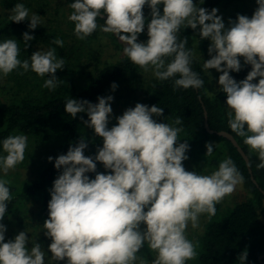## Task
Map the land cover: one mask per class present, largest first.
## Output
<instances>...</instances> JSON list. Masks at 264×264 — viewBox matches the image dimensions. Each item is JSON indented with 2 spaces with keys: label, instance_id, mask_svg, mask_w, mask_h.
<instances>
[{
  "label": "clouds",
  "instance_id": "1",
  "mask_svg": "<svg viewBox=\"0 0 264 264\" xmlns=\"http://www.w3.org/2000/svg\"><path fill=\"white\" fill-rule=\"evenodd\" d=\"M258 8L251 18L238 14L225 26L218 9L209 12L197 7L194 0H74L68 19L74 23V34L85 39L99 27L104 33L115 34L126 46L123 53L131 62L147 71L152 68L159 80L175 79L173 90L199 89L204 81L192 71V51L186 48L187 37L180 40L181 26L196 30L201 39L211 41L204 70L216 69L220 91L227 96L229 128L244 137V143L258 153V169H264V0H257ZM151 9L147 22L149 39L140 43L138 36L144 31L146 19L143 8ZM163 5V14L160 12ZM105 13L107 19L99 26L97 19ZM20 23L29 19V11L17 3L9 17ZM30 29L40 23L39 15L30 18ZM35 37L25 32L23 40ZM52 43L63 47L62 39ZM16 40L0 42V74L7 76L13 70L31 69L44 77L43 87L55 89V73L64 68V60L57 59L55 49L36 51L30 61H21ZM166 57H172L166 63ZM251 65L247 77L237 82L230 72ZM259 78L258 83H254ZM115 90L117 85L112 84ZM113 96L98 97V103L88 100L67 99L66 113L73 118L87 113L84 124L103 138V146L95 157L85 156L86 139L72 145L67 154L56 158L57 170L63 169L49 189V218L43 224L51 239L48 251L55 261L67 264H136L137 253L147 243L156 253L152 264H186L197 256L196 245L186 236L188 223L198 227L203 213L214 216L215 204L231 195L236 186L244 182L231 158L219 163L210 175L187 171L183 161L188 159L187 142L178 144L183 131L174 125L182 124L177 117L173 124L160 123L153 116H163L164 108L137 103L123 115L116 117L117 124L109 128L113 112ZM27 136L9 135L3 140L5 156H0V170L5 175L24 159ZM178 144V146H176ZM207 154L213 151L208 143ZM110 170L97 172V163ZM86 173H96L92 179ZM7 180L0 179V221L11 200ZM147 209V210H146ZM141 225H146L142 229ZM6 225L0 222V264H45L41 244L33 242L21 231L14 239L5 242ZM248 251L239 254V264H245ZM140 264H144L141 260Z\"/></svg>",
  "mask_w": 264,
  "mask_h": 264
},
{
  "label": "trees",
  "instance_id": "2",
  "mask_svg": "<svg viewBox=\"0 0 264 264\" xmlns=\"http://www.w3.org/2000/svg\"><path fill=\"white\" fill-rule=\"evenodd\" d=\"M56 2L58 8H55L54 16L59 15L61 5L66 7L69 15L72 13L73 10L68 5L74 0ZM194 3L209 12L213 8L218 9L217 14L223 17L226 27L229 26V20H236L238 14L251 18L258 8L257 0H194ZM159 7L163 14V5ZM143 12L146 24L144 31L138 36L137 42L140 43H146L149 39L147 22L151 19V9L147 5ZM101 15L107 16L105 13ZM101 15L97 19L99 26L104 25L106 21ZM30 23V18L20 23L13 22L9 17L0 18V42L5 39L16 40L20 49L18 58L21 61L28 59L30 63V56L38 48L55 49L57 59L64 60V68L55 73L59 79L55 89L43 87L45 80L51 78L52 74L41 77L31 69L25 72L23 68L11 72L15 75L8 82L14 81L15 84L0 89V156L6 155L3 140L9 135H25L28 139L35 138L57 146L44 162L36 165L30 177L16 182L8 180L6 186L10 189L11 200L8 201L3 221H0L7 228L5 242L14 239L22 230L26 231L29 220L30 227L34 224L33 227L37 231L45 233L43 224L49 218L48 203L51 199L49 189L63 170H57L55 160L49 162V157L56 158L67 154L69 148L78 144L81 138L86 139L88 145L84 151L85 156L94 158L97 149L103 146V138L84 124V121L88 120L86 112L78 113L75 118L66 113L67 99L88 100L95 104L98 103V97L106 98L114 94V100L111 102L114 103V108H119L123 100V108H134L137 103L149 107L157 105L164 108V114L153 118H162L173 125L177 117L182 119V124L174 126L183 129L178 134V144H189V150L186 152L188 159L183 161L185 169L200 175L212 174L218 169L221 161L231 158L244 177L242 184L248 198L226 207L222 206L220 201L215 204L214 216L205 213L208 219L204 232L193 243L196 245L197 256L186 261V264H239L238 256L245 249L248 251L245 264H264V258L261 259L264 255V221L261 216L264 211V169L257 168L260 163L258 153L244 143V137L229 128L227 114L231 109L226 105L227 96L220 91L221 86L219 85L216 92H211V80L207 70L203 68L204 60L211 59L208 51L211 41L200 38L199 26L196 30L181 26L178 37L180 40L187 37L186 48L193 53L190 67L204 81V86L199 89L178 88L174 91V81L179 78L178 74L168 80H159L151 67L145 71L124 55L123 49L126 45L113 33H104L98 27L91 35L81 39L80 44L69 47L64 41V35L61 37L62 35L53 28V24L40 22L33 30L29 28ZM25 32L35 38L25 42ZM101 35L109 39L114 50L121 52L122 56L115 62L103 64L96 54L97 50L91 47L93 41ZM57 38L63 40V47L52 43ZM165 59L167 63L172 57ZM240 60L241 71L230 72L237 82L245 79L252 70L251 65L244 64L243 57H240ZM77 76L85 80L84 85L76 84ZM113 83L117 85L115 90L111 87ZM138 93L143 94L142 100ZM205 112L208 114L209 127L214 133H210L205 126ZM123 113L117 112L121 115ZM220 131L229 132L236 138L250 159V168L233 143L218 134ZM208 143L213 145L211 155H206ZM96 163L97 172L109 174L110 170L105 169L102 163ZM86 175L94 179L96 173ZM29 204L38 206L34 217L28 212ZM28 236L31 237L29 234ZM47 239L44 237L43 242H47ZM37 242L40 243L39 236ZM51 256L52 253L46 251L45 264H67L66 260L55 261ZM137 257L147 264H152L156 253L145 243Z\"/></svg>",
  "mask_w": 264,
  "mask_h": 264
},
{
  "label": "rangeland",
  "instance_id": "3",
  "mask_svg": "<svg viewBox=\"0 0 264 264\" xmlns=\"http://www.w3.org/2000/svg\"><path fill=\"white\" fill-rule=\"evenodd\" d=\"M17 3H22L29 11V18L35 13L39 15L40 22L44 24H53V28L56 29L61 37L64 35V41L66 44L69 45V47H72L73 45L80 44L81 39H77V36L74 34V27L73 23L68 19L69 14L67 13V9L64 5H61L59 7V15L56 17L55 12L58 8V3L56 0H4L0 1V18L2 17H10L11 15V9L15 7ZM56 8V9H55ZM55 9V11H53ZM222 14V13H221ZM220 14V15H221ZM54 20V22H53ZM91 47L93 49H96V54L99 56L101 62L104 63H112L118 60L122 55L121 52L116 51L111 46V43L107 37L100 36L95 41H93ZM46 51L45 49H37L36 51ZM207 57V56H206ZM208 60V58H207ZM206 60V61H207ZM205 61V60H204ZM210 80H211V92L214 93L218 90L219 87V76L221 72H218L216 69H210L207 71ZM13 73L8 74L7 76H3L0 74V89L4 88L5 86L14 85L15 82L12 81L11 83L8 82L13 77ZM259 78H257L254 83H258ZM76 84H79L80 86L85 84V80L82 77L77 76L76 77ZM114 97V94L112 95ZM139 98L143 97V94L138 93ZM142 100V99H141ZM124 101V100H123ZM123 101L121 102L122 105H119V108H114V103H111V106L113 107V112L109 117L110 127L112 125L117 123L116 117L121 116V114H117L118 111L125 112L128 108H123ZM157 122L160 123H167L162 118H153ZM114 123V124H113ZM57 144L50 145L48 143L41 142L35 138H29L27 139V147L24 153V159L22 162L18 163L13 169H10L7 175L3 173L2 170H0V179L9 180V182H16L24 180L25 178H28L32 175L36 165H38L40 162H44V160L50 155L51 151L56 148ZM35 156V157H34ZM187 171H191L189 169H186ZM210 175V174H207ZM248 198V194L246 190L243 187V184H239L236 186L235 191L226 197L223 198L222 206H230L233 203H238L243 200H246ZM147 210V209H146ZM38 211L37 204H29L28 205V212H30V215L34 217V213ZM37 215V214H36ZM35 215V217H36ZM262 220L264 221V211L261 212ZM208 217L205 213L201 214L199 216L198 220V227L193 228L191 222L188 223L187 229H186V236L189 240H191L193 243L203 234L205 229V224L207 222ZM29 226L28 229H26V232L31 236L29 238V248L32 246L33 242H37L38 236L41 243L42 250L46 253L48 251V243L50 244L52 241L49 237L45 235V233H41V231H37L34 227V224L32 227H30V220H29ZM34 226V227H33ZM142 229L146 227V225H141ZM21 231V230H19ZM24 231V230H22ZM44 237H47L46 240L43 239ZM65 261V260H64ZM140 258L137 259L136 264H140ZM144 262V261H143ZM144 264H147L144 262Z\"/></svg>",
  "mask_w": 264,
  "mask_h": 264
},
{
  "label": "water",
  "instance_id": "4",
  "mask_svg": "<svg viewBox=\"0 0 264 264\" xmlns=\"http://www.w3.org/2000/svg\"><path fill=\"white\" fill-rule=\"evenodd\" d=\"M101 17L107 19V16H105V15H101ZM205 117H206V120H205V126H206L207 130H208L210 133H214V131L211 130L210 127H209V123H208V114H207V112H205ZM218 134H219L220 136H223V137L227 138L228 140H230V141L233 143V145L238 149V151L240 152V154L244 157V159H245L246 162H247V165H248L249 168H250V159H249V157L247 156V154L245 153V151L243 150V148L239 145V143H238V141L236 140V138H235L232 134H230L229 132H226V131H220V132H218ZM250 173L253 174L251 169H250ZM252 179H253V181L256 183V181H255L253 175H252ZM262 258H264V255L261 256V259H262Z\"/></svg>",
  "mask_w": 264,
  "mask_h": 264
}]
</instances>
